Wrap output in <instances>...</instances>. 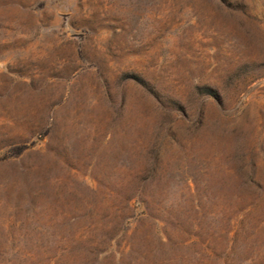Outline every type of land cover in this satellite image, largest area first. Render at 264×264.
<instances>
[{
  "label": "rangeland",
  "instance_id": "obj_1",
  "mask_svg": "<svg viewBox=\"0 0 264 264\" xmlns=\"http://www.w3.org/2000/svg\"><path fill=\"white\" fill-rule=\"evenodd\" d=\"M0 264H264V0H0Z\"/></svg>",
  "mask_w": 264,
  "mask_h": 264
},
{
  "label": "trees",
  "instance_id": "obj_2",
  "mask_svg": "<svg viewBox=\"0 0 264 264\" xmlns=\"http://www.w3.org/2000/svg\"><path fill=\"white\" fill-rule=\"evenodd\" d=\"M130 208V199L126 201V204H125V209H129Z\"/></svg>",
  "mask_w": 264,
  "mask_h": 264
}]
</instances>
